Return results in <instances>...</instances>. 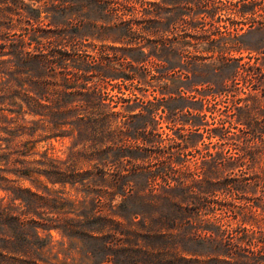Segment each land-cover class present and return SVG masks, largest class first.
<instances>
[{
    "label": "trees",
    "instance_id": "obj_1",
    "mask_svg": "<svg viewBox=\"0 0 264 264\" xmlns=\"http://www.w3.org/2000/svg\"><path fill=\"white\" fill-rule=\"evenodd\" d=\"M36 1L0 0V264H68L52 230L81 264H260L264 0ZM151 56L212 70L209 114L169 109Z\"/></svg>",
    "mask_w": 264,
    "mask_h": 264
},
{
    "label": "rangeland",
    "instance_id": "obj_2",
    "mask_svg": "<svg viewBox=\"0 0 264 264\" xmlns=\"http://www.w3.org/2000/svg\"><path fill=\"white\" fill-rule=\"evenodd\" d=\"M28 3L34 4V6H41L43 1L38 2L36 0H27ZM43 15H46L45 13ZM264 35L261 32H252L243 37V42L248 46H253V48L262 47ZM191 39L192 38H188ZM218 43L209 41V47H215ZM262 50V49H260ZM236 55H241L237 53ZM245 57L247 53L243 54ZM134 56L136 58H140V54L135 53ZM203 58L205 62L214 61L215 56H212V52L208 51L203 54ZM156 62H161L162 65H150L152 71L154 73H168V79H164L163 81H159L157 84V88L161 89L162 92H165L167 95L169 109L180 110L184 113L193 112V113H208L206 110V100L203 104L200 99L203 97L205 89H209L210 87H217L218 82H216L217 77L212 74V70L209 69H195L196 71H191L193 69L187 67V60L180 61V63H176L175 74H171L169 68V64L166 60L162 58H155L151 56ZM168 67V69H166ZM1 79V75H0ZM167 81V86H163ZM163 87V88H162ZM166 88V89H165ZM197 89L200 92H197ZM160 96H162L159 93ZM149 98H152L153 95H148ZM198 100V101H197ZM210 119V117H208ZM162 125L164 129L169 130L166 125V122H163ZM39 141L36 144V152L38 155L47 152L51 156L57 157H66L69 153V148L71 146V139L68 137H54L49 139H43V136H37ZM199 146H203L199 144ZM39 157V156H38ZM59 187V185L57 186ZM66 191L69 196L79 202L82 200V196L78 194L77 190L71 188L70 186H66ZM5 196V193L0 190V197ZM51 234L53 236L52 242L47 247V252L53 256L57 257L60 262H66L68 264H81L82 254L80 252L79 247H76L75 244L66 236H63L59 231L52 230ZM221 260H230L232 264H235V260L230 257L221 256ZM257 261L253 259H243L241 264H255ZM260 264H264V257L260 259ZM214 264H225L223 262L218 263V261L214 262Z\"/></svg>",
    "mask_w": 264,
    "mask_h": 264
}]
</instances>
